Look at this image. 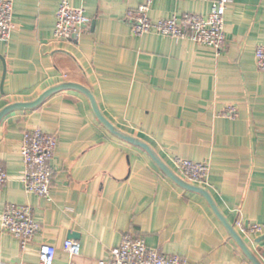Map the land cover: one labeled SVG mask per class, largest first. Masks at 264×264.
Here are the masks:
<instances>
[{
	"label": "crops",
	"instance_id": "crops-1",
	"mask_svg": "<svg viewBox=\"0 0 264 264\" xmlns=\"http://www.w3.org/2000/svg\"><path fill=\"white\" fill-rule=\"evenodd\" d=\"M216 0H154L152 22L206 18ZM61 0H12V28L0 41V112L63 83L93 96L118 132L146 144L178 178L173 158L207 163L205 190L223 219L264 264V0H231L221 52L189 39L136 37L126 20L144 0H67L88 22L78 41L53 36ZM235 109V116L228 110ZM56 139L50 201L27 193L23 133ZM0 218L8 204L31 208L39 233L23 251L0 227V264H38L43 245L55 264H99L126 234L187 264H250L203 196L179 187L142 149L112 135L90 101L66 90L0 121ZM182 180V179H181ZM255 224L248 235L236 223ZM76 242L79 254L63 250Z\"/></svg>",
	"mask_w": 264,
	"mask_h": 264
},
{
	"label": "built area",
	"instance_id": "built-area-1",
	"mask_svg": "<svg viewBox=\"0 0 264 264\" xmlns=\"http://www.w3.org/2000/svg\"><path fill=\"white\" fill-rule=\"evenodd\" d=\"M154 0H144L135 10L127 13L126 20L134 36L142 37L149 33L174 39H189L195 44L207 46L221 52L225 44L223 32L224 14L231 0H216L206 18L186 14L180 20L171 18L152 22L149 10ZM12 0H0V41H6L12 28ZM88 22L81 8H73L67 0H61L55 15L53 36L59 41H78L82 28ZM257 69L264 73V46L255 51ZM228 116H235V109L228 110ZM56 149V139L40 129L26 131L22 136L21 158L24 165L22 185L24 190L46 201H50L51 167L50 162ZM172 164L183 181L202 188L207 182L209 166L207 163H195L173 158ZM7 177L0 166V191ZM248 235L262 234V228L255 224L236 223ZM3 232L14 237L25 250L39 233L40 227L34 221L32 210L25 205L8 204L0 218ZM64 252L71 258L79 254L76 242L66 241ZM55 248L43 245L39 249L38 264H55ZM99 264H187L185 258L166 255L150 249L141 237L126 234L119 245L109 251L107 262Z\"/></svg>",
	"mask_w": 264,
	"mask_h": 264
},
{
	"label": "water",
	"instance_id": "water-1",
	"mask_svg": "<svg viewBox=\"0 0 264 264\" xmlns=\"http://www.w3.org/2000/svg\"><path fill=\"white\" fill-rule=\"evenodd\" d=\"M66 90H73L80 92L83 94L89 101L92 106V110L98 119V121L114 136L119 138L120 140H123L133 146H136L142 150H144L150 158L155 162V164L162 170V172L175 184H177L179 187L200 194L205 198L207 203L209 204L210 208L214 212V214L217 216V218L220 220L221 224L225 228L226 232L230 236V238L233 240V242L237 245L239 250L242 252V254L245 256V258L249 261L250 264H262L256 256L252 253V251L247 247V245L244 243V241L240 238V236L235 232V230L223 219V217L220 215L218 210L216 209L213 201L211 200L209 194L203 190L200 187L193 186L189 183H186L185 181L178 178L176 175H174L154 154V152L144 143L121 134L118 132L113 126H111L100 114L98 107L96 105V102L92 96V94L84 87L79 86L77 84L72 83H63L58 86H55L46 92H44L42 95H40L37 100L30 102V103H17L12 104L10 106H7L0 112V121L4 116H6L8 113L15 111V110H23V109H34L40 106L48 97L51 95L66 91ZM264 241V236L257 240V242Z\"/></svg>",
	"mask_w": 264,
	"mask_h": 264
}]
</instances>
